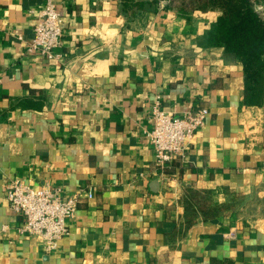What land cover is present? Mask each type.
<instances>
[{"label": "crops", "instance_id": "crops-1", "mask_svg": "<svg viewBox=\"0 0 264 264\" xmlns=\"http://www.w3.org/2000/svg\"><path fill=\"white\" fill-rule=\"evenodd\" d=\"M45 1L0 0V264H264V99L243 105L241 57L197 43L218 12L54 0L55 61L28 51ZM156 102L209 110L164 168L146 135ZM12 177L93 188L54 252L13 228ZM187 191L210 196L206 216Z\"/></svg>", "mask_w": 264, "mask_h": 264}, {"label": "built area", "instance_id": "built-area-1", "mask_svg": "<svg viewBox=\"0 0 264 264\" xmlns=\"http://www.w3.org/2000/svg\"><path fill=\"white\" fill-rule=\"evenodd\" d=\"M62 47L61 13L54 0H46L36 16L28 51L60 61L63 58ZM208 113L207 108H199L175 114L164 110L159 102L152 106L153 126L146 135L154 149L157 166L164 168L182 155L190 140L204 126ZM93 193V188H82L65 195L61 186L50 181L36 186L20 177L10 178L5 189L9 206L19 216L13 228L19 234L39 238L46 254L54 252L59 240L69 232L68 222L75 217L81 198H91ZM9 228V224H4L2 231ZM228 235L234 237L236 232L231 231Z\"/></svg>", "mask_w": 264, "mask_h": 264}, {"label": "trees", "instance_id": "trees-1", "mask_svg": "<svg viewBox=\"0 0 264 264\" xmlns=\"http://www.w3.org/2000/svg\"><path fill=\"white\" fill-rule=\"evenodd\" d=\"M159 0H119L120 12L130 19L137 11ZM165 8L218 12L208 28L197 38L205 48L223 47L225 52L241 57L244 89L242 104L261 105L264 99V0H168ZM200 195V201L196 197ZM185 208L197 206L207 215L206 201L210 196L187 191ZM195 202H194V201Z\"/></svg>", "mask_w": 264, "mask_h": 264}, {"label": "rangeland", "instance_id": "rangeland-1", "mask_svg": "<svg viewBox=\"0 0 264 264\" xmlns=\"http://www.w3.org/2000/svg\"><path fill=\"white\" fill-rule=\"evenodd\" d=\"M145 1H151V0H145ZM168 2V0H159L158 2L154 3L153 5H146L145 9H141V11H150V12H156L161 7V5H165Z\"/></svg>", "mask_w": 264, "mask_h": 264}]
</instances>
